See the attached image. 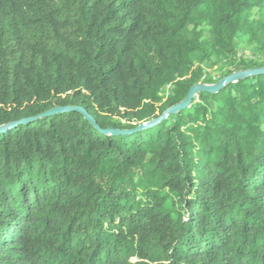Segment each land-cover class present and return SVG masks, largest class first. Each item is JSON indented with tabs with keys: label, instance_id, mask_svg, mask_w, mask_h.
<instances>
[{
	"label": "trees",
	"instance_id": "1",
	"mask_svg": "<svg viewBox=\"0 0 264 264\" xmlns=\"http://www.w3.org/2000/svg\"><path fill=\"white\" fill-rule=\"evenodd\" d=\"M260 67L264 0H0V264H264V74L141 128Z\"/></svg>",
	"mask_w": 264,
	"mask_h": 264
},
{
	"label": "water",
	"instance_id": "2",
	"mask_svg": "<svg viewBox=\"0 0 264 264\" xmlns=\"http://www.w3.org/2000/svg\"><path fill=\"white\" fill-rule=\"evenodd\" d=\"M263 74H264V67H260V68H254V69H249V70L236 71V72L222 78L220 81H218L217 83H214V84L198 83V84H196L190 88L187 97L183 101H181L180 103L168 108L163 113V115L161 117H159L153 121H150L148 123L143 124L141 126V128L150 127L153 124H155V123L159 122L160 120H162L163 118H165L167 115L174 114L180 110L188 108L190 106V104L192 103L194 97L197 96L201 92H207V93L215 94V93L220 92L227 85L234 83L238 80H244V79H247L249 77H254V76L263 75ZM70 109L81 113L82 115H84V117L88 121L95 124L94 119L82 107L53 108L52 110L47 112L45 114V116H49V115H52V114H55L58 112H62L64 110H70ZM8 127H9L8 125L0 127V133L3 132ZM108 132L112 133V134H121V133H124L125 131L118 130V129H110V130H108Z\"/></svg>",
	"mask_w": 264,
	"mask_h": 264
},
{
	"label": "rangeland",
	"instance_id": "3",
	"mask_svg": "<svg viewBox=\"0 0 264 264\" xmlns=\"http://www.w3.org/2000/svg\"><path fill=\"white\" fill-rule=\"evenodd\" d=\"M249 48L245 45H243L244 48V55L246 53V51H250L249 49H251V51L253 50V44L249 43ZM243 54V51H241ZM221 68H222V64L221 63H217V65H215L214 67L209 68L208 70H206L211 76L215 77L216 79L220 77L221 75Z\"/></svg>",
	"mask_w": 264,
	"mask_h": 264
},
{
	"label": "built area",
	"instance_id": "4",
	"mask_svg": "<svg viewBox=\"0 0 264 264\" xmlns=\"http://www.w3.org/2000/svg\"><path fill=\"white\" fill-rule=\"evenodd\" d=\"M242 55H243V54L240 53V54H239V57H241ZM244 56H245V57H251V53H250L249 51H246V53H245ZM203 79H205V76L203 77ZM213 79L215 80L216 78L213 77ZM170 89H171V85H167V86L163 89L162 94H163L164 96H167V95L169 94V92H170Z\"/></svg>",
	"mask_w": 264,
	"mask_h": 264
}]
</instances>
